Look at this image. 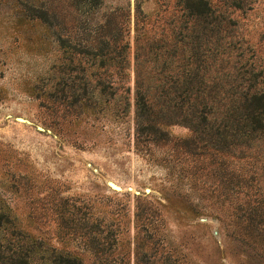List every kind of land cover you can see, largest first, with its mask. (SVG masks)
<instances>
[{
	"label": "rangeland",
	"instance_id": "obj_1",
	"mask_svg": "<svg viewBox=\"0 0 264 264\" xmlns=\"http://www.w3.org/2000/svg\"><path fill=\"white\" fill-rule=\"evenodd\" d=\"M210 1L226 21L208 46L233 43L264 88V0ZM181 9L0 0V209L23 250L39 241L84 264H264V142L224 160L186 149L193 133L179 110L156 102V136L137 122V39L149 28L164 47L171 29L186 35ZM109 231L110 257L96 252Z\"/></svg>",
	"mask_w": 264,
	"mask_h": 264
},
{
	"label": "trees",
	"instance_id": "obj_2",
	"mask_svg": "<svg viewBox=\"0 0 264 264\" xmlns=\"http://www.w3.org/2000/svg\"><path fill=\"white\" fill-rule=\"evenodd\" d=\"M179 2L181 10L191 18L184 23L186 35L171 29L172 33L167 38L171 37L174 43L164 42V47L159 45L155 35H151L149 28L143 37L137 39V122L151 136H156L160 130L152 120L153 116L165 111V108L154 111L158 102L172 108L174 113L179 110L184 114L180 124L193 133L185 147L193 154L214 150L225 160L231 153L244 152L242 159L248 158L264 142V88L260 85L263 73L254 69L251 63H243L233 43H222L214 48L208 46L210 38L223 31L222 25L226 21L214 11L210 0ZM194 25L202 27L201 31ZM200 40H205L207 49L196 46ZM147 64L151 68L143 74ZM159 64H162L160 68ZM215 81L218 82L216 86L213 84ZM145 83L152 84L150 89H146ZM152 92L155 93L153 97L150 95ZM251 180L255 179L252 177ZM14 224L10 208L0 209V232L9 234L11 238L0 241V264H84L79 255L44 247L39 241L31 249L23 250L26 239L14 231ZM100 233L104 232L100 230ZM107 233L104 240L108 247L96 252L110 257L116 252L118 242L111 231ZM113 237L114 241L111 240ZM16 238L17 242H13ZM104 264L111 263L107 260Z\"/></svg>",
	"mask_w": 264,
	"mask_h": 264
}]
</instances>
